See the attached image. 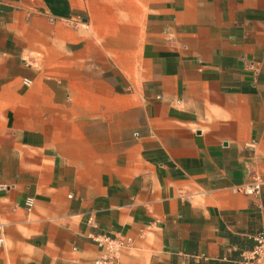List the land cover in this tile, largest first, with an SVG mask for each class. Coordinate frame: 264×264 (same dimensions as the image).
Wrapping results in <instances>:
<instances>
[{"label":"crops","instance_id":"0c3cea01","mask_svg":"<svg viewBox=\"0 0 264 264\" xmlns=\"http://www.w3.org/2000/svg\"><path fill=\"white\" fill-rule=\"evenodd\" d=\"M0 184V264H241L264 0H0Z\"/></svg>","mask_w":264,"mask_h":264},{"label":"built area","instance_id":"2783aa9c","mask_svg":"<svg viewBox=\"0 0 264 264\" xmlns=\"http://www.w3.org/2000/svg\"><path fill=\"white\" fill-rule=\"evenodd\" d=\"M4 186L0 184V188ZM260 190V182L234 187V191L245 194H258ZM30 205V202H28V206ZM88 221L91 222L90 217ZM89 238L99 249V255L92 260L91 264H119V254L130 241V239L123 236L105 233H93L90 234ZM1 242L2 239L0 238V244ZM241 264H264V230L254 236V244L244 252Z\"/></svg>","mask_w":264,"mask_h":264}]
</instances>
